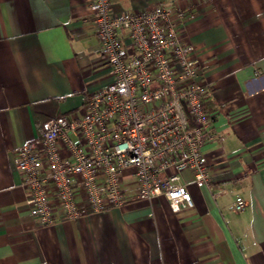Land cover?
Returning a JSON list of instances; mask_svg holds the SVG:
<instances>
[{
	"label": "crops",
	"instance_id": "0c3cea01",
	"mask_svg": "<svg viewBox=\"0 0 264 264\" xmlns=\"http://www.w3.org/2000/svg\"><path fill=\"white\" fill-rule=\"evenodd\" d=\"M91 4L0 0V264H264V0H113L118 16L194 9L187 35L206 66L218 137L205 148L213 185L181 174L193 208L137 199L128 170L120 208L49 227L31 215L17 151L112 81Z\"/></svg>",
	"mask_w": 264,
	"mask_h": 264
},
{
	"label": "built area",
	"instance_id": "2783aa9c",
	"mask_svg": "<svg viewBox=\"0 0 264 264\" xmlns=\"http://www.w3.org/2000/svg\"><path fill=\"white\" fill-rule=\"evenodd\" d=\"M112 8L113 0H92L112 81L87 95L83 111L45 121L41 138L17 151L26 204L42 226L122 207L128 170L137 199L162 197L174 213L194 207L183 172L199 186L213 185L205 148L218 137L217 111L202 53L187 35L194 9L159 4L118 16ZM235 209H246L242 198Z\"/></svg>",
	"mask_w": 264,
	"mask_h": 264
}]
</instances>
